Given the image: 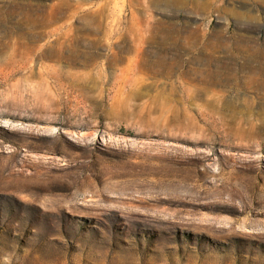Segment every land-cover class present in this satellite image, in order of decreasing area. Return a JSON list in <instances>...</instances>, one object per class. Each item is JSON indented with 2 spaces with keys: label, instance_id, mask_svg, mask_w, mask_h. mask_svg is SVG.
Returning a JSON list of instances; mask_svg holds the SVG:
<instances>
[{
  "label": "rangeland",
  "instance_id": "374dc122",
  "mask_svg": "<svg viewBox=\"0 0 264 264\" xmlns=\"http://www.w3.org/2000/svg\"><path fill=\"white\" fill-rule=\"evenodd\" d=\"M0 264H264V0H0Z\"/></svg>",
  "mask_w": 264,
  "mask_h": 264
},
{
  "label": "bare ground",
  "instance_id": "6f19581e",
  "mask_svg": "<svg viewBox=\"0 0 264 264\" xmlns=\"http://www.w3.org/2000/svg\"><path fill=\"white\" fill-rule=\"evenodd\" d=\"M26 48H27L28 50H30V49H32V46L26 45ZM16 49H17V48H16ZM66 79L70 80V82H71V81H72V76H69V77H67ZM252 83H253V82H252ZM250 85H251V84H250ZM236 105H237V104H233V103H229V104H226V103H225V105H223V106L221 107V114H222V118L225 119V120H227V117H229V116H228V114H227L226 111H228V110L231 111V114H229L230 117H229L228 121H229L230 123L232 122L233 124L239 126V125L242 123V121L246 122V121L249 120V117H250V107H251L250 105H251V101H248V102L244 103V106L246 107V109L240 112V113L242 114L241 116H239V115L237 114V111H236V109H235V107H237ZM240 106H242V105H240ZM250 118H251V117H250Z\"/></svg>",
  "mask_w": 264,
  "mask_h": 264
}]
</instances>
